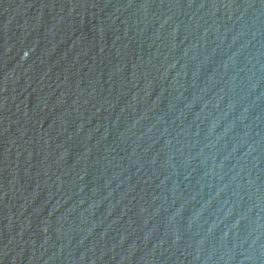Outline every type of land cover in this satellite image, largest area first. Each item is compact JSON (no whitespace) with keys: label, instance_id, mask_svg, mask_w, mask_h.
Returning a JSON list of instances; mask_svg holds the SVG:
<instances>
[{"label":"water","instance_id":"1","mask_svg":"<svg viewBox=\"0 0 264 264\" xmlns=\"http://www.w3.org/2000/svg\"><path fill=\"white\" fill-rule=\"evenodd\" d=\"M0 264H264V0H0Z\"/></svg>","mask_w":264,"mask_h":264}]
</instances>
